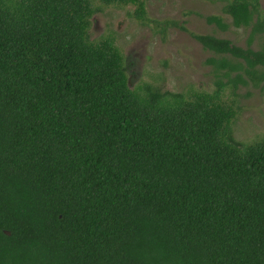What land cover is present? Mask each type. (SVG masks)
Listing matches in <instances>:
<instances>
[{"label": "trees", "instance_id": "1", "mask_svg": "<svg viewBox=\"0 0 264 264\" xmlns=\"http://www.w3.org/2000/svg\"><path fill=\"white\" fill-rule=\"evenodd\" d=\"M223 12L247 44L181 26L218 78L188 98L130 87L92 0H0V264H264V136L238 140L221 98L264 86V10Z\"/></svg>", "mask_w": 264, "mask_h": 264}, {"label": "rangeland", "instance_id": "2", "mask_svg": "<svg viewBox=\"0 0 264 264\" xmlns=\"http://www.w3.org/2000/svg\"><path fill=\"white\" fill-rule=\"evenodd\" d=\"M144 1L146 16L140 19L135 16L136 5H107L92 0L96 13L90 38L115 41L123 54L131 88L151 83L162 91L181 92L188 98L199 92H213L218 78L207 60L215 54L190 32L229 38L245 47L250 28L232 25L231 16L223 12L228 0ZM259 1L264 10V0ZM210 15H221L230 28L223 31L216 24H209L206 17ZM164 20H173L178 25L164 30L160 24ZM262 41L263 38H257L253 47L259 49ZM221 98L238 111L234 124L238 140L249 144L264 136V86L240 85L236 93L227 87Z\"/></svg>", "mask_w": 264, "mask_h": 264}]
</instances>
